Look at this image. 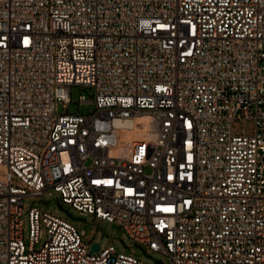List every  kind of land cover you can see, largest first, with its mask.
I'll list each match as a JSON object with an SVG mask.
<instances>
[{
	"label": "built area",
	"instance_id": "obj_1",
	"mask_svg": "<svg viewBox=\"0 0 264 264\" xmlns=\"http://www.w3.org/2000/svg\"><path fill=\"white\" fill-rule=\"evenodd\" d=\"M47 189L165 264H264V0H0V264H154L35 205L24 239Z\"/></svg>",
	"mask_w": 264,
	"mask_h": 264
},
{
	"label": "rangeland",
	"instance_id": "obj_2",
	"mask_svg": "<svg viewBox=\"0 0 264 264\" xmlns=\"http://www.w3.org/2000/svg\"><path fill=\"white\" fill-rule=\"evenodd\" d=\"M82 94L88 99L92 96V89L84 85H71L69 88V102L57 103V111L65 110L68 113H77L85 115L93 109L90 102H78V95ZM234 128L242 127L247 130L246 121H237L233 124ZM30 205H35L43 211L57 215L73 224L78 230H83L81 238L89 244L97 243L100 249L107 245H112L117 251L131 253L133 256L154 264H165L168 259L155 252L145 248L138 243H132L124 230L115 222H107L91 217L89 215H80L75 209L59 202L58 194L50 189L44 190L40 195H27L23 197V208L21 213L22 235L26 238L28 230L27 209ZM44 233V227L41 226Z\"/></svg>",
	"mask_w": 264,
	"mask_h": 264
},
{
	"label": "water",
	"instance_id": "obj_3",
	"mask_svg": "<svg viewBox=\"0 0 264 264\" xmlns=\"http://www.w3.org/2000/svg\"><path fill=\"white\" fill-rule=\"evenodd\" d=\"M97 248V243L93 242L90 244V250H95Z\"/></svg>",
	"mask_w": 264,
	"mask_h": 264
}]
</instances>
